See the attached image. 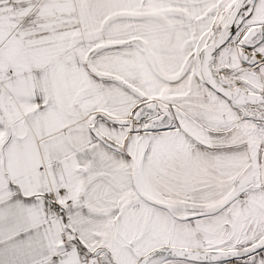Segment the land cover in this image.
Returning <instances> with one entry per match:
<instances>
[{
  "label": "snow or ice",
  "instance_id": "obj_1",
  "mask_svg": "<svg viewBox=\"0 0 264 264\" xmlns=\"http://www.w3.org/2000/svg\"><path fill=\"white\" fill-rule=\"evenodd\" d=\"M0 264H264V0H0Z\"/></svg>",
  "mask_w": 264,
  "mask_h": 264
}]
</instances>
